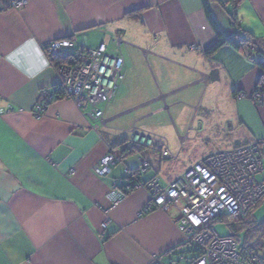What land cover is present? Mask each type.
Segmentation results:
<instances>
[{
  "label": "crops",
  "instance_id": "crops-1",
  "mask_svg": "<svg viewBox=\"0 0 264 264\" xmlns=\"http://www.w3.org/2000/svg\"><path fill=\"white\" fill-rule=\"evenodd\" d=\"M14 1L0 0V264H151L155 257L178 264L187 251L178 210L144 213L143 188L116 207L108 194L144 161L142 177L166 186L208 153L264 139V98L252 99L262 68L228 45L203 52L220 35L264 37V0H237V25L229 0H23L20 8ZM72 35L126 55V76L153 87L140 106L157 102L153 113L185 111L192 122L205 117L211 150L171 160L146 148L98 175L110 150L125 147L114 99L104 122L69 99L37 110L42 90L58 82L45 46Z\"/></svg>",
  "mask_w": 264,
  "mask_h": 264
},
{
  "label": "built area",
  "instance_id": "built-area-1",
  "mask_svg": "<svg viewBox=\"0 0 264 264\" xmlns=\"http://www.w3.org/2000/svg\"><path fill=\"white\" fill-rule=\"evenodd\" d=\"M24 4L23 0L13 2L16 8ZM117 43L120 45V40ZM45 51L57 69V84L65 91L63 99L72 100L84 116L104 122L106 108L113 101L122 79L123 56L108 54L104 42L89 48L75 35L51 41ZM54 59L58 60L57 65L53 63ZM262 78L264 83V75ZM261 85L252 96L254 101L261 102L264 98ZM52 89L42 90L38 115L56 99ZM237 96L247 98L243 91ZM146 142L151 150L171 158L163 138L134 130L132 143L145 145ZM118 157L119 152L112 148L96 167V173L100 176L108 174ZM147 168L148 163L144 161L142 170ZM160 180L155 177L138 188L146 189L149 194L147 209L167 211L174 207L178 210L176 223L184 235L186 248L191 251L190 257L187 253L180 254L178 264H264V233L247 245L240 236L222 237L213 227L214 219L222 215L246 217L264 204V139L243 147L208 153L166 186L161 185ZM121 185V180L116 181L108 194L113 207L126 197L118 188ZM107 223L104 222V228ZM151 264L164 263L155 257Z\"/></svg>",
  "mask_w": 264,
  "mask_h": 264
},
{
  "label": "rangeland",
  "instance_id": "rangeland-1",
  "mask_svg": "<svg viewBox=\"0 0 264 264\" xmlns=\"http://www.w3.org/2000/svg\"><path fill=\"white\" fill-rule=\"evenodd\" d=\"M114 45H109L107 53L114 56L120 55L121 52L117 51ZM116 46L117 48L120 47L117 42ZM123 56L126 59L124 53ZM126 73V66L124 64L122 69V79L118 83V88L114 97L116 106L118 105V108L121 109V113H124L122 117L114 121L116 122L114 129L123 130V132H121L123 140H131L134 129L161 137L169 146L171 160H174L177 157L180 159L186 158V160H188L194 158L198 153H201L204 150H211L209 149V143L206 141L210 139L209 134H212V131L206 126L205 117L201 114H196V119L192 122L194 116H189L185 111H179L175 114L169 111L162 114L158 112L153 113V110L156 109L157 102L151 103L150 107L147 105L140 106L143 103L141 102L143 100L141 97L147 91L146 89L152 90L153 87L141 81L138 75L133 78H128ZM155 88L158 90L156 84ZM183 140L185 145L182 144ZM213 146L214 145L212 144V147ZM149 149L148 152L150 151ZM191 150L193 153L190 154ZM258 178L262 179V176L259 175ZM179 204L182 205L183 202L180 201ZM250 218L257 224L264 222V204H260L251 213ZM213 227L222 237L232 235V231L227 221L218 220L213 223ZM245 234V229L239 233L242 240H244ZM255 240L256 237L252 241Z\"/></svg>",
  "mask_w": 264,
  "mask_h": 264
},
{
  "label": "trees",
  "instance_id": "trees-1",
  "mask_svg": "<svg viewBox=\"0 0 264 264\" xmlns=\"http://www.w3.org/2000/svg\"><path fill=\"white\" fill-rule=\"evenodd\" d=\"M230 2L233 3V8H232V17L235 24L237 25L238 20H237V7H238V1L237 0H229ZM207 3V1H206ZM129 17L134 18V19H140L139 14L132 13L129 15ZM228 45L233 47V49H236L238 51H243V52H248V56L253 60L258 66L262 68L264 71V37H257L254 36L252 33H249L246 30L241 31L238 35L232 38L228 39H223L222 36L220 35L217 39V41L210 46L209 48H206L203 50V52L211 56L213 55L216 51H218L220 48L223 46ZM53 63L55 65L58 64V60L54 59ZM262 84V85H261ZM259 85L262 86L263 92H264V83H263V78L261 79ZM52 92L54 96L56 97L55 100H60L63 99L65 95L64 88L60 84H55L52 86ZM235 94L237 95L238 92L237 90L235 91ZM120 145H125V147L122 148L121 151L119 152V157L116 160V163L113 166L117 165L118 163L122 162L125 158L130 157L131 155L137 154L138 152H143L146 150L147 147L143 145H138V144H133L132 141L130 140H123ZM243 147V146H242ZM239 148V147H238ZM115 150V148H113ZM160 154V152H157ZM111 167V168H112ZM148 169V168H147ZM145 171L142 170V164H140L138 167L133 168V169H128L127 171V177L125 179H119L117 181H122L123 185L118 186L120 190H122L125 195L133 191L134 189L138 188L139 185H146L148 184L153 178L156 176H153L151 179L145 180L142 176ZM161 182V180H160ZM130 187H127L129 186ZM155 209H147V207L144 208L143 212H150ZM251 214L246 216V217H241L239 215H222L219 218L214 219L213 222H216L218 220L221 221H227L228 225L232 231V237H239V233L245 229L246 234L244 237L243 242L245 244H250L252 240L256 237L259 238V236L264 233V222L257 224L253 222L250 218ZM187 246V244H184ZM187 254L191 253L190 250L187 249L185 252ZM191 255V254H190Z\"/></svg>",
  "mask_w": 264,
  "mask_h": 264
},
{
  "label": "water",
  "instance_id": "water-1",
  "mask_svg": "<svg viewBox=\"0 0 264 264\" xmlns=\"http://www.w3.org/2000/svg\"><path fill=\"white\" fill-rule=\"evenodd\" d=\"M83 40V39H82ZM83 42V41H82ZM140 145H143L142 143H139ZM145 147H148V143L146 142L145 145H143Z\"/></svg>",
  "mask_w": 264,
  "mask_h": 264
},
{
  "label": "clouds",
  "instance_id": "clouds-1",
  "mask_svg": "<svg viewBox=\"0 0 264 264\" xmlns=\"http://www.w3.org/2000/svg\"><path fill=\"white\" fill-rule=\"evenodd\" d=\"M51 61V60H50Z\"/></svg>",
  "mask_w": 264,
  "mask_h": 264
}]
</instances>
